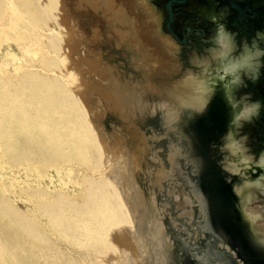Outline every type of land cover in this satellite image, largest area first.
<instances>
[{
	"label": "rangeland",
	"instance_id": "obj_1",
	"mask_svg": "<svg viewBox=\"0 0 264 264\" xmlns=\"http://www.w3.org/2000/svg\"><path fill=\"white\" fill-rule=\"evenodd\" d=\"M85 1L65 0V3L84 41V49L77 55L82 63L78 61L74 67L86 81L83 82L87 84L86 90L91 89V96L95 93L93 98L98 97L103 105L100 130L107 145L110 143L113 152L123 163H128L139 194L148 205L155 204L169 246L173 247V256L177 258L192 252L196 258H201L205 252L201 240L195 243L194 237L205 226L193 214V199L181 189L189 186L202 201L207 200L208 194L193 177L185 149L170 133L173 123L168 122L164 99L154 94L157 85L165 81L164 85L207 78L209 83H218L217 80L223 79V73H213L216 66L210 68L211 61L205 54L200 56L202 59L198 63L194 60L197 53L191 54L190 65H185L176 54L180 52L179 45L169 35L162 37L168 39L175 53L165 51L160 44V34H156L159 25L144 17L142 4L131 1L130 10L139 18V30L146 26L149 44L154 45L156 52L154 55L161 57L172 80L155 78L158 84L152 81L151 85L148 83L151 80L144 79L147 67L138 55L143 44L140 35L138 38L132 30L131 36L125 39L127 41L118 40L100 11L95 13L80 7ZM41 3V0H0V264H107V255L114 254L110 239L112 221L103 235L95 236L74 233V219L69 222L56 214L59 210L68 211L73 198L90 200L91 196L96 202L98 194L111 191L112 199L119 202V196L111 185L108 173L111 167L102 148L92 134L86 143L77 130L79 124L74 120L77 113H71V106L84 115L73 92L78 86L75 82L74 87L72 83L62 81L59 76L61 65L65 64L64 29L54 3L47 7ZM94 28H99L100 34L93 40ZM88 49L90 53L85 51ZM88 54L91 65L81 59ZM192 65H201V68L194 69ZM45 75L52 76V81L46 85L51 102L41 105L38 101L34 106H18L20 108L12 105L14 91L33 88L39 93ZM107 78H112V83ZM107 88L110 89L108 92L114 88L112 91L119 89V94H127L131 99L129 107H113L109 96L105 95ZM174 105L173 112L176 113L179 107ZM164 114L168 124L162 122ZM198 121L196 118L194 123ZM239 127L229 144L239 146L243 155L238 160L227 156L225 166L228 169L231 163L254 160L239 134ZM228 135L231 136V132ZM246 166L249 165H240L239 169ZM242 175L249 176L244 171ZM93 176L102 181L103 189L97 194L88 190L94 183ZM258 177L264 179V172ZM256 182L258 186H252ZM244 184L252 188L247 186L250 197L247 211L256 215L254 221L259 226L258 232L264 233V182L257 177L246 178L239 188ZM209 218H213L212 214ZM182 255L174 259L178 264L185 263ZM252 261L264 264L254 254ZM224 262L228 264V259Z\"/></svg>",
	"mask_w": 264,
	"mask_h": 264
},
{
	"label": "bare ground",
	"instance_id": "obj_2",
	"mask_svg": "<svg viewBox=\"0 0 264 264\" xmlns=\"http://www.w3.org/2000/svg\"><path fill=\"white\" fill-rule=\"evenodd\" d=\"M131 1L135 2V4H142L145 6L143 12L145 18L149 19L151 22L158 21L157 18L152 16V8L146 6L147 0H130L129 3L123 0H87L81 3L80 7H82L83 10L85 9V11L89 10L95 13L100 11L105 21L111 26L114 37L122 42L127 41L128 39L125 40L127 36H131L132 30H135L136 36L138 37L140 35V39L143 43L142 49H140L138 55L140 56V60H142L147 67L144 79L147 81L151 80L148 82H151V85L152 81H154L153 84L156 83L154 80L155 78L171 82V76H168L169 74L167 75V67H165L160 56L154 55L156 54L154 51L155 49H153L154 45L152 46L150 45L151 43L149 44L146 26L142 28V31L139 30V18L130 10ZM41 2L44 7L54 3L55 7L58 9L59 23L64 29L65 64L61 65L59 76H61L62 81L72 84L75 82L76 86H78V89L74 88L75 91L73 92L75 98L80 102V109L83 110L84 115L78 114L75 107L71 106V113H77L74 119L75 122L79 124L77 130L82 133L83 140L86 143L88 137L90 139V134H92L102 148L103 154L107 157V161L111 167L108 172L111 175V185L116 189L120 202L119 204L116 199H112L111 191H109L110 193L102 191V194H98L96 202L93 201L91 196L89 197L90 200H87L85 197V199L81 198L79 200L73 198L69 203L68 211L59 210L56 214L69 222L74 219L75 225L73 228L71 227L74 233L81 232L83 234H94L95 236L100 235V233L103 235L107 231L108 224L112 221L114 226L112 232H110V239L114 248V254L111 253L112 255H107V264H178L177 261L174 260L176 258L172 254L173 247L169 246L166 229L162 223V218L159 217V211L157 212L155 204L148 205L139 194L140 192H138L133 182L130 168L127 165L128 163H123V160L113 152L110 143V146L109 144L107 145L105 135L100 130L99 119L102 117V114H104L102 113L103 105H101L97 96V98H93L95 93L91 96V89H88V91L86 90L87 84L84 85L83 83L86 81L82 80V76H80L78 69L74 67L78 61H81L77 55L80 54V49L82 50L84 47V41L81 32L74 25L72 13L67 8L65 0H41ZM99 34V28H94L92 34L94 37L93 40L97 38ZM160 40L161 42H159L162 48L174 55L175 52L171 47L172 44L170 45L167 41L168 39H163V37L160 36ZM155 48L157 49V47ZM85 51L88 53L91 52L90 49ZM88 55L81 57V59L91 65V57ZM51 79V75L44 76L39 93H36L37 91L33 88H27V91L22 89L14 91L13 101L11 102L12 105L16 108H20L18 106H34L38 101L39 104L42 103L41 105L47 103V101H50V91L46 89V85L52 81ZM108 81L111 82L112 78ZM208 81V79H202V81L187 79L182 83H175V81L164 85L165 81L163 84L159 83V85H157V91L154 95H158L164 99L165 107L168 109L166 115L168 122L173 121L176 117V113L173 112L176 108L174 104H177V108H180L181 105L188 103L193 105L198 111H202L206 107L213 92L212 86H210ZM73 86L75 87L74 84ZM112 86H114V84ZM118 87L119 86H117V88ZM109 90L108 88L106 89L107 92H105V95L109 96L110 102L114 104H112L113 107H120L121 109L129 107L131 99L129 96H126L127 94H119V92H121L119 89L118 91L111 90V92H108ZM235 150L236 149L229 144V151L232 155L235 154ZM124 160L126 159L124 158ZM231 169H233V171L235 170L234 167H231ZM92 178H94V183L90 184L91 186L88 190L97 194V192L103 189L101 184L102 181H98L99 177L97 176H93ZM101 178L102 176L100 175V179ZM249 188L252 189L251 186ZM247 215L250 218H256V215H254L251 210L247 211ZM102 258H104V256Z\"/></svg>",
	"mask_w": 264,
	"mask_h": 264
},
{
	"label": "flooded vegetation",
	"instance_id": "obj_3",
	"mask_svg": "<svg viewBox=\"0 0 264 264\" xmlns=\"http://www.w3.org/2000/svg\"><path fill=\"white\" fill-rule=\"evenodd\" d=\"M159 10L161 24L156 34L169 35L179 45L182 62L189 65L190 56L197 53L195 62H200L201 55H206V49L209 47V38L214 35L218 25H223L229 33L234 34L237 50L247 43L251 45L257 34H264V0H153ZM162 34V35H161ZM260 48H264V36L257 38ZM210 59V57H209ZM253 72V69L249 70ZM223 73V79L213 90L212 95L205 107V115L199 119L198 123H192L191 131L197 140L200 150L206 154L205 159V181L203 189L207 193V200L203 202L204 208L209 209L208 227L212 233L210 237L218 240L213 244L210 241L201 242V247L205 254L201 258L195 259L196 264H226L224 260L228 259V264H234L227 256L226 251L220 248L221 241L230 240L238 251L235 259L240 264V258L246 264H255L252 261L254 254L245 241L244 234L241 232L242 226L236 219V208L238 207L237 196L234 195L235 188L238 186L240 178H258L264 182L263 178L258 176L264 172V162L261 163L259 156L264 157V108L260 115L254 118L250 123H244L243 126L235 124L232 127L230 109L225 102V94L230 90L227 83L229 78ZM221 74V73H220ZM206 80L207 78H202ZM246 87L241 91L251 94L253 100H258L264 104V68L260 69L259 78L254 82L245 77ZM239 127V134L243 141L249 147L253 155V161H248L244 165H249L239 169L243 163L230 164L225 158L229 156L238 160L243 154L240 147L235 148V154L229 151V142L236 136V128ZM231 132V136L227 133ZM229 138L225 142L226 138ZM222 147V148H221ZM229 151V153L227 152ZM227 153V154H226ZM259 160L258 163L254 161ZM234 167L235 170L231 169ZM230 171L233 176L226 177L224 171ZM248 173L249 176L242 175ZM243 181V180H242ZM258 182L252 186H258ZM220 215L219 219L218 216ZM208 218V217H207ZM196 246V245H195ZM196 249V247H194ZM238 264V263H237Z\"/></svg>",
	"mask_w": 264,
	"mask_h": 264
},
{
	"label": "water",
	"instance_id": "obj_4",
	"mask_svg": "<svg viewBox=\"0 0 264 264\" xmlns=\"http://www.w3.org/2000/svg\"><path fill=\"white\" fill-rule=\"evenodd\" d=\"M146 6H149L150 8H152V13H153V17L158 19V23L154 22V25H159L161 24L160 21V17L159 14L157 13L158 8L155 6L153 0H147L146 2ZM140 5V4H138ZM143 9L145 8L144 5L141 6ZM161 41V40H160ZM177 54V53H176ZM210 61H211V67L213 65H215L216 67L213 69V73H225L226 76V72L224 71V69L220 66L223 61L221 60H217L214 57H210ZM198 63V62H197ZM190 65V64H189ZM192 67L194 69H198L201 68V65H192ZM228 77V76H227ZM217 82L219 83L220 81L217 80ZM227 83H229L230 85V81H227ZM210 86H212L214 89L216 88L217 84L216 83H209ZM144 96H151L150 95H144ZM179 109V108H178ZM200 114H197L194 116L193 119L189 120L188 119V115L187 113L184 114V116L181 117L180 121L178 124L172 125L171 126V130L170 133L174 135V137L177 139V141L180 143V145L183 147V149H185L184 151H186L187 157H188V163H189V168L190 171L193 174V177L198 179V183H200L201 185H204V171H205V159H206V154L200 150L199 145L197 143L196 138L194 137L192 131H191V126L192 123L194 122V120L197 119H201L204 117L205 112L204 111H199ZM163 119L165 118V114L162 117ZM163 124H166L164 121H162ZM168 124V123H167ZM236 123L232 124V127H234ZM229 138L227 137L225 142L228 141ZM229 153V151H227ZM227 154V153H226ZM261 163L264 162V157L261 158ZM245 164H248L246 162H244ZM243 163V165H244ZM224 174L226 175V177H232L233 174L228 171L225 170ZM247 177L244 178H240L239 179V183L242 182V180H245ZM250 178V177H249ZM247 178V179H249ZM246 185L244 184L241 188H239V186H236L235 188V193L234 195L237 196V203H238V207L236 208V219L238 220L237 222L242 226L241 232L244 234V239L246 241V244L248 245L249 248H251V250L253 251L254 255L257 256V259L259 258L261 261L264 262V233H260L258 232L259 226L255 224V221L253 218H250L247 215V205L249 203V197L247 194L248 188ZM182 192L187 193V195H189L192 199H193V208L195 210L194 215L195 218H199L200 219V223L201 225L205 226V228H201L199 229L200 232L198 234H196V236L194 237V242L198 243V239L201 240V242H211L213 244L217 243L218 240H213V235L211 236V232L209 229H207L208 227V219H209V215H208V211L209 209H205L204 208V204L202 201L200 200V198L198 197V194L191 189L189 186H186L181 189ZM262 196L264 197V193H262ZM220 215L216 216L218 217V219ZM208 217V218H207ZM204 234V236H202ZM214 239V238H213ZM221 246L220 248H222V250L226 251V256L234 263V264H239V262H237V260L235 259V255H237L238 251L236 250L235 246H234V242L230 241V240H223L221 241ZM196 245V244H195ZM229 245V248L228 246ZM194 247V246H193ZM196 247V246H195ZM182 255V254H181ZM181 255H179L178 257H180ZM178 257L176 258V260L178 259ZM183 260H184V264H196L195 263V259L192 256L191 252H187L184 253L182 255ZM243 261L242 258H240V262ZM246 260L244 259V264H246Z\"/></svg>",
	"mask_w": 264,
	"mask_h": 264
},
{
	"label": "clouds",
	"instance_id": "obj_5",
	"mask_svg": "<svg viewBox=\"0 0 264 264\" xmlns=\"http://www.w3.org/2000/svg\"><path fill=\"white\" fill-rule=\"evenodd\" d=\"M261 36L264 34H257V38ZM257 38H254L251 45L245 43L237 50L234 34L229 33L223 25H218L214 35L209 38V47L206 49L207 56L223 61L220 66L230 81V90L225 94V102L230 109L231 122L240 126L250 123L264 108V104L253 100L250 93L241 91L242 87H246L245 77L254 82L259 78L260 69L264 68V48L259 47ZM250 69L254 71L250 72ZM185 113L189 120L200 114L193 105L185 103L176 110L173 125L178 124ZM164 122L167 124L165 118Z\"/></svg>",
	"mask_w": 264,
	"mask_h": 264
}]
</instances>
